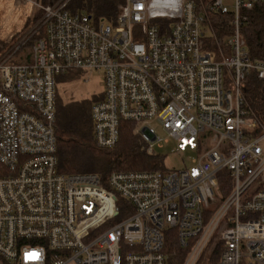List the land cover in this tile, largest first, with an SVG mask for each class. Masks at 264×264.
I'll list each match as a JSON object with an SVG mask.
<instances>
[{
  "label": "built area",
  "instance_id": "2783aa9c",
  "mask_svg": "<svg viewBox=\"0 0 264 264\" xmlns=\"http://www.w3.org/2000/svg\"><path fill=\"white\" fill-rule=\"evenodd\" d=\"M20 1L26 20L40 15L0 43V264H264V125L244 92L251 73L264 80V60L241 33L244 11L264 0H125L102 20L73 0ZM208 11L232 14L230 52L216 34L217 51L205 47ZM35 35L30 60L15 62ZM95 69L100 148L130 121L150 151L160 128L192 164L115 171L107 186L62 172L57 76ZM225 170L232 188L219 202ZM173 232L182 255L171 258Z\"/></svg>",
  "mask_w": 264,
  "mask_h": 264
},
{
  "label": "trees",
  "instance_id": "16d2710c",
  "mask_svg": "<svg viewBox=\"0 0 264 264\" xmlns=\"http://www.w3.org/2000/svg\"><path fill=\"white\" fill-rule=\"evenodd\" d=\"M2 1L4 2H1L2 5L0 7V43L15 33L22 25L19 20L22 15L17 8L15 10L12 1ZM201 1H203L205 6H208L213 0ZM124 2L125 0H73L71 8L83 9L97 19L101 17L111 19L118 15L120 5ZM244 14L247 19L241 25V33L246 47L253 59L264 60V3L257 4L252 9L244 11ZM208 18L210 26L207 23L205 47L209 50L217 51L218 43L214 36L216 34L224 49L230 52L225 40L233 30L232 14L208 11ZM32 20L33 23L36 18ZM32 23L30 21L27 26H31ZM37 38L38 35L33 36L26 46L32 47ZM3 50L4 48H0V53ZM22 50L14 58L15 62L30 60L32 48L26 54H22ZM68 72L60 75H67ZM60 75L57 76V81ZM244 92L254 114L261 124L264 125V80L251 73L247 78ZM56 97L58 98V95ZM102 97L103 95L96 98V102L101 100ZM19 104L22 109H25L26 103L19 102ZM58 107L57 104L54 127L57 139V157L59 168L62 172L96 173L99 175L101 183L107 186L111 174L115 171L149 169L167 171L168 168L164 161L165 156L158 153L155 148L151 151L148 149L146 143L136 131L135 123L130 121L122 122L118 143L113 148L103 149L96 144L94 138L92 107L83 111L75 123L68 122L66 120V111L58 110ZM0 174H6V169H2L1 166ZM231 188L232 181L229 172L225 170L220 174V189L223 194L219 198V202L231 191ZM165 252L171 258L176 255H182L176 239V233L173 232L169 237Z\"/></svg>",
  "mask_w": 264,
  "mask_h": 264
},
{
  "label": "rangeland",
  "instance_id": "374dc122",
  "mask_svg": "<svg viewBox=\"0 0 264 264\" xmlns=\"http://www.w3.org/2000/svg\"><path fill=\"white\" fill-rule=\"evenodd\" d=\"M10 1V0H6ZM1 2L0 0V7ZM16 8L21 13V18L19 19L22 22V30L25 32L31 26H27L32 19L40 15L39 11H35L33 16L26 20L25 14L28 6L22 1L18 0L13 2ZM231 5V3L229 2ZM10 9V8H9ZM12 10V9H11ZM17 10V11H18ZM94 17V16H93ZM94 19L98 20L96 17ZM103 18H99L102 20ZM33 24V23H32ZM0 48H6V45H0ZM31 46H26L22 50V54H26L31 50ZM104 91V79L103 72L100 70H75L68 72L67 75H60L57 81V95H58V110H65L67 113L66 120L71 123H75L76 120L80 118L83 111L89 110L95 102L96 98L100 97ZM160 137L163 138L162 144H157L155 150L158 153H161L165 156V165L167 168L179 170L187 165L192 164V157L195 156L194 153L187 151L186 153H178L176 149V140L174 138L167 139V134L160 128L157 130Z\"/></svg>",
  "mask_w": 264,
  "mask_h": 264
}]
</instances>
